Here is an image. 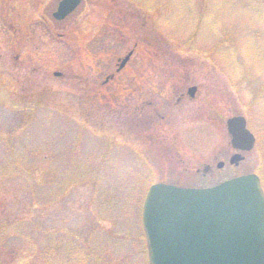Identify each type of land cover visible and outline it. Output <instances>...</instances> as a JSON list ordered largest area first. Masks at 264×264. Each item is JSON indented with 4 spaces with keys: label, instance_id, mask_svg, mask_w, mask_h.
<instances>
[{
    "label": "rangeland",
    "instance_id": "1",
    "mask_svg": "<svg viewBox=\"0 0 264 264\" xmlns=\"http://www.w3.org/2000/svg\"><path fill=\"white\" fill-rule=\"evenodd\" d=\"M57 1L0 0V228L14 222L0 231V264H32L52 232L92 241L125 221L136 231L153 183L199 187L253 172L264 184V0H82L55 21ZM129 50L132 87L113 92L101 83ZM233 115L256 137L237 166ZM205 164L213 171L203 176ZM110 232L96 233L97 248L116 255Z\"/></svg>",
    "mask_w": 264,
    "mask_h": 264
},
{
    "label": "water",
    "instance_id": "2",
    "mask_svg": "<svg viewBox=\"0 0 264 264\" xmlns=\"http://www.w3.org/2000/svg\"><path fill=\"white\" fill-rule=\"evenodd\" d=\"M79 1L61 0L53 15L63 18ZM226 124L232 147L252 149L255 138L242 115ZM242 158L235 153L229 161ZM141 218L149 264H264V192L255 173L202 188L155 183Z\"/></svg>",
    "mask_w": 264,
    "mask_h": 264
},
{
    "label": "trees",
    "instance_id": "3",
    "mask_svg": "<svg viewBox=\"0 0 264 264\" xmlns=\"http://www.w3.org/2000/svg\"><path fill=\"white\" fill-rule=\"evenodd\" d=\"M1 145L5 152V157L8 156L7 148L2 143H0V146ZM123 220L125 221L124 218ZM13 225L14 222L3 225L0 231L10 233L12 230L9 229H11L10 227ZM120 226L121 227H118L112 233L109 231L110 235L108 236L111 237V241H109L108 246H105L114 251L116 255H114L113 252L109 253L107 251L108 249L97 248L100 241L96 233H103L102 240H104L105 236L109 233L107 230L100 232L101 230L98 229L93 231V233L91 232L92 234L90 236L92 237V241H89L88 237H86V240L82 239L81 236L75 234V232H73L74 235L68 232H64L63 235H58L60 234L59 232H52V230H50L52 234L48 235L49 239L47 243L37 251L32 264H148L145 237L140 218L138 220L139 229L136 231L128 230V223L126 221ZM129 231H132V234L129 235L132 237H126L125 233H130ZM115 232H120L122 234L118 236L114 234ZM133 233L135 234V238L132 251H125V253H122L121 251L125 249L127 240L133 239ZM137 239L143 243V247H140Z\"/></svg>",
    "mask_w": 264,
    "mask_h": 264
},
{
    "label": "flooded vegetation",
    "instance_id": "4",
    "mask_svg": "<svg viewBox=\"0 0 264 264\" xmlns=\"http://www.w3.org/2000/svg\"><path fill=\"white\" fill-rule=\"evenodd\" d=\"M100 23H102V24H100ZM100 23H95V24H97V26L108 25V23H104V22H100ZM105 29L106 28L102 29V31L99 33L101 36H103V33H104ZM80 41H81V37H80ZM95 42H96V39H94V43ZM97 43H98V41H97ZM122 44H123L122 46H124L125 42L123 41ZM95 45H96V43H95ZM97 46L98 45H96V47ZM129 51H127V52H129ZM121 58H118L117 57V61L115 63V65H116L115 71L112 72V73H110V74H108V75H106L105 79L102 81L101 84L106 85L108 83V87L111 88V90L113 92H114L113 89H120L117 86H119V85L122 84L123 87L121 89H124L123 93H125V92H129L130 88L132 87L131 86L132 85V83H131V76H130V74H127V72H126L127 62H129L130 59L126 62V64L123 67H121L120 69H118L119 68V64L121 63ZM78 66H82V65H78ZM57 73H59V74H54V75L55 76H61L62 75V73H60V72H57ZM80 74L82 75V76H79L80 82L82 83L83 82V79H84V82H88L91 85L92 82L89 81L88 75L87 74L85 75L83 73V69H80ZM135 82L139 83L138 84V88H139V91H138V94H139L138 99L140 100V103H142V105L144 106V104L146 103L144 101L145 100L144 97L146 95V90H145L146 73H144V71L142 69L139 71V80L138 81H135ZM134 86H136V85H134ZM178 99H179V101H185L186 99H188V97L186 98L185 92H181L179 94V96H178ZM157 115H159V114H157ZM161 116L164 118V116H166V115H164V116L161 115ZM212 171H213V166L210 165V164H205L203 166L202 175L205 176L206 174H211Z\"/></svg>",
    "mask_w": 264,
    "mask_h": 264
}]
</instances>
